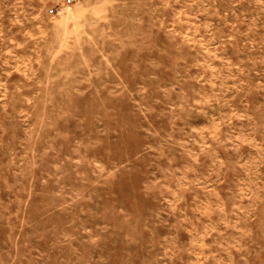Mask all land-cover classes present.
Instances as JSON below:
<instances>
[{
	"label": "rangeland",
	"instance_id": "1",
	"mask_svg": "<svg viewBox=\"0 0 264 264\" xmlns=\"http://www.w3.org/2000/svg\"><path fill=\"white\" fill-rule=\"evenodd\" d=\"M0 264H264V0H0Z\"/></svg>",
	"mask_w": 264,
	"mask_h": 264
},
{
	"label": "built area",
	"instance_id": "2",
	"mask_svg": "<svg viewBox=\"0 0 264 264\" xmlns=\"http://www.w3.org/2000/svg\"><path fill=\"white\" fill-rule=\"evenodd\" d=\"M70 2V1H69ZM52 13H54V10H51Z\"/></svg>",
	"mask_w": 264,
	"mask_h": 264
}]
</instances>
